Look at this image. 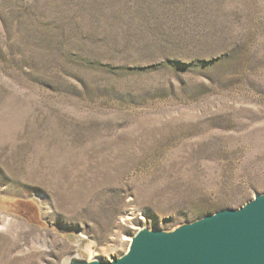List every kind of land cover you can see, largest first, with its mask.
Segmentation results:
<instances>
[{"label":"rangeland","instance_id":"obj_1","mask_svg":"<svg viewBox=\"0 0 264 264\" xmlns=\"http://www.w3.org/2000/svg\"><path fill=\"white\" fill-rule=\"evenodd\" d=\"M264 194V0H0V264L111 262Z\"/></svg>","mask_w":264,"mask_h":264},{"label":"water","instance_id":"obj_2","mask_svg":"<svg viewBox=\"0 0 264 264\" xmlns=\"http://www.w3.org/2000/svg\"><path fill=\"white\" fill-rule=\"evenodd\" d=\"M64 264H264V194L237 210H223L171 231L139 228L127 251L111 262L90 260L77 243Z\"/></svg>","mask_w":264,"mask_h":264},{"label":"bare ground","instance_id":"obj_3","mask_svg":"<svg viewBox=\"0 0 264 264\" xmlns=\"http://www.w3.org/2000/svg\"><path fill=\"white\" fill-rule=\"evenodd\" d=\"M138 229H139V228H138ZM138 229H137V230H138ZM129 241H130V239H129Z\"/></svg>","mask_w":264,"mask_h":264}]
</instances>
